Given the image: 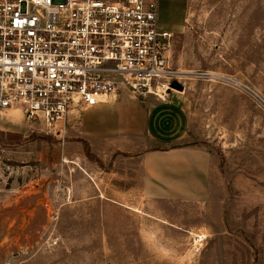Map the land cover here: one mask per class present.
I'll return each mask as SVG.
<instances>
[{
  "label": "rangeland",
  "instance_id": "obj_1",
  "mask_svg": "<svg viewBox=\"0 0 264 264\" xmlns=\"http://www.w3.org/2000/svg\"><path fill=\"white\" fill-rule=\"evenodd\" d=\"M158 24L183 90L153 106L186 109L159 133L209 152L207 192H143L140 155L167 145L127 126L111 137L82 111L55 129L4 111L0 264H264V0H159Z\"/></svg>",
  "mask_w": 264,
  "mask_h": 264
},
{
  "label": "built area",
  "instance_id": "obj_2",
  "mask_svg": "<svg viewBox=\"0 0 264 264\" xmlns=\"http://www.w3.org/2000/svg\"><path fill=\"white\" fill-rule=\"evenodd\" d=\"M159 0H0V115L59 128L68 114L164 99L179 81Z\"/></svg>",
  "mask_w": 264,
  "mask_h": 264
},
{
  "label": "crops",
  "instance_id": "obj_3",
  "mask_svg": "<svg viewBox=\"0 0 264 264\" xmlns=\"http://www.w3.org/2000/svg\"><path fill=\"white\" fill-rule=\"evenodd\" d=\"M170 95L171 93L168 97ZM140 99L145 101L134 102L131 107L118 99H111L108 103H99L82 112L97 117L90 121L97 126L94 128L95 133L102 127L99 132L107 131L114 137L121 126H127L128 129L122 128L125 130L126 138L144 133L152 144L167 145L166 148L147 149L140 155L143 192L162 198L164 194H177L180 197L204 195L207 192L210 170L209 152L197 146L176 143L184 138L185 131L171 139L166 138L170 135L159 133V130H163L160 123L170 120L169 117L173 118L174 115L178 117L180 114L185 117V107L181 102L176 103L172 99L157 109L153 106L154 100L164 102L165 99L151 95Z\"/></svg>",
  "mask_w": 264,
  "mask_h": 264
},
{
  "label": "water",
  "instance_id": "obj_4",
  "mask_svg": "<svg viewBox=\"0 0 264 264\" xmlns=\"http://www.w3.org/2000/svg\"><path fill=\"white\" fill-rule=\"evenodd\" d=\"M170 88L176 89L178 91H182L183 90V87L179 83H177L176 81H173L171 83Z\"/></svg>",
  "mask_w": 264,
  "mask_h": 264
}]
</instances>
